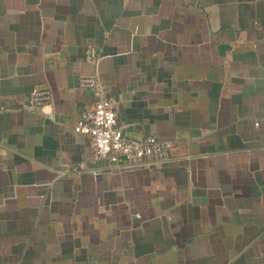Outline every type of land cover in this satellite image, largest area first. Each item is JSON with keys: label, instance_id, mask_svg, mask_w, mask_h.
<instances>
[{"label": "crops", "instance_id": "1", "mask_svg": "<svg viewBox=\"0 0 264 264\" xmlns=\"http://www.w3.org/2000/svg\"><path fill=\"white\" fill-rule=\"evenodd\" d=\"M94 74L170 161L94 159ZM0 106V264H264V0H0Z\"/></svg>", "mask_w": 264, "mask_h": 264}, {"label": "built area", "instance_id": "2", "mask_svg": "<svg viewBox=\"0 0 264 264\" xmlns=\"http://www.w3.org/2000/svg\"><path fill=\"white\" fill-rule=\"evenodd\" d=\"M84 59L95 65L97 58L94 49L87 48ZM79 88L91 93L93 103L89 110L81 114L74 126V133L89 137L95 160L107 161L117 168H134L145 162L165 163L171 160V141L155 137L136 140L125 136L116 127V104L98 75L81 77ZM51 100L49 90L33 89L29 93L26 108L29 111L39 110L49 105ZM4 111L0 106V116ZM254 126L264 127V118L255 122ZM65 172H61V175Z\"/></svg>", "mask_w": 264, "mask_h": 264}, {"label": "water", "instance_id": "3", "mask_svg": "<svg viewBox=\"0 0 264 264\" xmlns=\"http://www.w3.org/2000/svg\"><path fill=\"white\" fill-rule=\"evenodd\" d=\"M225 49H226L225 46H222V47L220 48L221 51H223V50H225Z\"/></svg>", "mask_w": 264, "mask_h": 264}]
</instances>
